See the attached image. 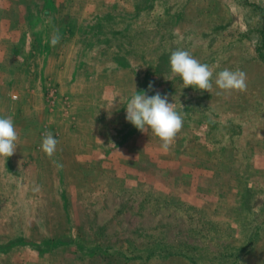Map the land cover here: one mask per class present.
Segmentation results:
<instances>
[{
  "label": "rangeland",
  "instance_id": "374dc122",
  "mask_svg": "<svg viewBox=\"0 0 264 264\" xmlns=\"http://www.w3.org/2000/svg\"><path fill=\"white\" fill-rule=\"evenodd\" d=\"M32 38L37 67L66 49L81 77L74 99L49 85L36 116ZM0 46V116L21 106L0 157V264H264V0H0ZM178 48L213 79L244 71L246 90L184 88ZM136 89L183 112L169 151L127 122Z\"/></svg>",
  "mask_w": 264,
  "mask_h": 264
},
{
  "label": "clouds",
  "instance_id": "9594fccd",
  "mask_svg": "<svg viewBox=\"0 0 264 264\" xmlns=\"http://www.w3.org/2000/svg\"><path fill=\"white\" fill-rule=\"evenodd\" d=\"M59 41L57 31L53 34L52 44ZM169 63L172 74L182 79L184 88L191 86L211 93L215 85L220 90L218 95L243 92L247 88V74L244 71L225 68L216 73L213 79V67L202 63L188 50L178 48L172 51ZM152 90L153 84L150 82L148 91ZM126 120L142 133L148 134L150 131L161 142L162 151L167 152L183 128L184 114L177 109L175 102H169L167 94L162 95L156 91L155 95L150 96L146 91L137 92L136 89L126 104ZM18 140L19 133L13 119L0 116V157L13 156L18 149ZM58 144L59 141L50 131L43 133L41 150L48 157L51 158L56 153ZM60 166L57 164V167Z\"/></svg>",
  "mask_w": 264,
  "mask_h": 264
},
{
  "label": "crops",
  "instance_id": "0c3cea01",
  "mask_svg": "<svg viewBox=\"0 0 264 264\" xmlns=\"http://www.w3.org/2000/svg\"><path fill=\"white\" fill-rule=\"evenodd\" d=\"M32 42H29L28 45L26 46L27 48V62L25 65L24 63H18L17 67L20 65H23L24 73H25V78L27 79V84H26V92L30 97H33V99H39L40 104L44 105H38L34 109H31V113L33 116L39 115L41 111L39 110L40 108H45L47 109L46 103L48 101L47 98L45 97V91H47L49 85L53 86H58L57 91L64 92V86L68 84L71 88L70 94L68 96L72 97L74 99L75 97V90L76 86L78 84V79L77 77H80V74L76 71V65L75 60H73V56L71 51H66L63 50L61 53H58L57 55H49L46 60L42 61V64L40 67H37L36 64L39 61V56H36L37 54L35 53V49L33 48V43L34 39H31ZM15 42V41H14ZM3 47L0 46V51L3 50ZM5 52L8 53L9 55L11 54V48L8 46H4ZM69 49V48H68ZM74 51V49L72 50ZM70 53V54H69ZM13 54V53H12ZM69 54V55H68ZM12 56V55H11ZM14 58V57H13ZM37 60V61H36ZM74 63V64H73ZM12 74V73H11ZM15 77H23V76H15ZM14 78V77H13ZM81 78V77H80ZM73 95V96H72ZM27 98L26 100H29ZM31 101V100H30ZM48 104V103H47ZM31 106H33L31 104ZM17 110H13L12 113V118L17 121L21 117L20 113V108L21 106L18 105ZM39 110V111H37ZM37 120L34 119V121H30L29 124L36 123Z\"/></svg>",
  "mask_w": 264,
  "mask_h": 264
}]
</instances>
